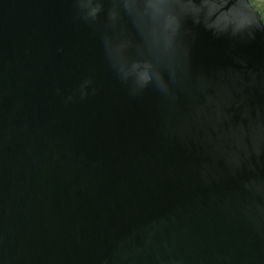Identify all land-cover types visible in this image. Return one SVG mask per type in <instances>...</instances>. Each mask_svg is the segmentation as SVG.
<instances>
[{"label": "water", "instance_id": "1", "mask_svg": "<svg viewBox=\"0 0 264 264\" xmlns=\"http://www.w3.org/2000/svg\"><path fill=\"white\" fill-rule=\"evenodd\" d=\"M0 264H264L249 0H0Z\"/></svg>", "mask_w": 264, "mask_h": 264}, {"label": "rangeland", "instance_id": "2", "mask_svg": "<svg viewBox=\"0 0 264 264\" xmlns=\"http://www.w3.org/2000/svg\"><path fill=\"white\" fill-rule=\"evenodd\" d=\"M250 3L259 10L264 21V0H249Z\"/></svg>", "mask_w": 264, "mask_h": 264}]
</instances>
